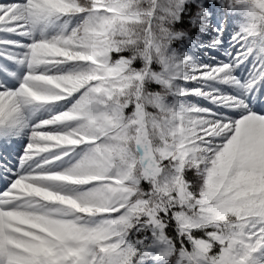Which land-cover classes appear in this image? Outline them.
I'll list each match as a JSON object with an SVG mask.
<instances>
[{
  "label": "snow or ice",
  "instance_id": "obj_1",
  "mask_svg": "<svg viewBox=\"0 0 264 264\" xmlns=\"http://www.w3.org/2000/svg\"><path fill=\"white\" fill-rule=\"evenodd\" d=\"M0 264H264V0H0Z\"/></svg>",
  "mask_w": 264,
  "mask_h": 264
}]
</instances>
